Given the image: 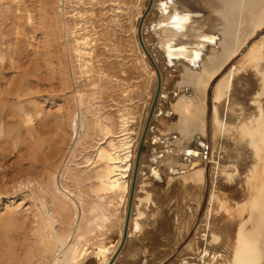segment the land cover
Returning <instances> with one entry per match:
<instances>
[{
    "label": "bare ground",
    "instance_id": "obj_1",
    "mask_svg": "<svg viewBox=\"0 0 264 264\" xmlns=\"http://www.w3.org/2000/svg\"><path fill=\"white\" fill-rule=\"evenodd\" d=\"M13 1L16 12L21 9L28 10L25 7L28 1L25 4L24 0ZM53 1L58 3L61 0ZM199 2L203 6L197 5L196 0H152L150 13L154 17L148 19L147 24L143 23V28L150 29L149 35H152V41H157L155 46L147 45L150 55L159 68L166 64H173L181 73L177 86H183L185 90L183 91L184 95H180L174 103V109L178 113L177 129L169 135L162 133L158 141L160 146L154 149L153 146H150L146 155L144 153L141 155V150L139 152L138 164L135 169V177H137L132 191L125 235L128 240V237L140 233L145 224L150 203L153 202V200L151 201L153 196L147 189L142 192V196L136 198L139 175L145 170L144 167L150 173H158L160 169L164 172L174 169L186 181L183 191H186L188 207L186 211L177 216V219H174L172 231L169 230L172 233L171 236H174V243L169 241L171 250L180 240L186 238L191 228H193V232L187 242L183 244L184 247L180 248L184 253L182 251H179L177 255L175 253L176 256L168 264H264V248L262 247V244L264 245V0H199ZM209 14L212 17L206 18L205 16ZM136 21L138 22V20ZM143 28L142 30H146ZM74 29L76 28L74 27ZM74 33H77L76 30ZM256 33L261 34L260 39L258 38L259 41L253 42L254 44L248 46L247 49L245 47L246 52L244 51L242 57L240 54L241 58L239 57L240 60L237 63L239 66L230 72L228 70L226 75L218 78L219 81L216 79L218 83L215 85L217 88H214L216 90L214 100L212 101L211 96V108L207 107L205 101L207 96L205 97V95L208 85L216 76L224 74V71L220 72L224 69L225 63L236 56V53L243 52L245 43L249 44ZM145 35L144 39L146 40L142 41L144 44H148L151 37L148 38L146 33ZM71 40H73V44L69 48L77 60L76 63L83 73L88 74L92 67L90 57L92 50L89 47L91 44L87 37L80 36V34ZM206 42L208 48L205 45ZM141 58L147 65L144 53H141ZM147 67L149 68L150 65ZM193 89L201 94L200 99L204 101L202 106H196L197 112H192L195 105H193L195 93L191 92ZM78 93L76 94L77 105L82 106L84 103L82 95ZM186 93L188 94L186 95ZM0 95L2 94L0 93ZM34 103L30 100L32 106ZM82 109L85 108L82 106ZM82 109L80 112L88 120L89 117H86L88 112ZM74 111L69 114V120L67 119L70 135L72 132L77 135L85 126L82 116L79 117L81 119L79 124L76 122ZM25 113L24 122L27 124L26 130L30 136L28 137L30 147L26 154L32 152L31 155H36L33 159L38 162V171L34 172V177L29 176L31 178L26 179L25 182L23 179L21 180L23 183L31 185L32 193H36L35 200L38 199L40 204L36 212L33 211L34 219L31 220L33 235H35L37 243V253L39 256L51 253L53 263L106 264L109 249L114 250L116 244L107 246L101 237L94 242L95 238H92L93 234L91 233L103 229L102 227H105L107 221H110V217L113 216L115 221L120 220L119 239L122 236L127 213L130 178L133 172V158L136 153L134 144L137 142L130 138L131 133L129 129H126L132 113L129 120L127 116L125 118L120 113L118 132L113 130L116 127L112 128V122H109L111 119L109 120L106 115L95 118L91 124L87 121V128L84 127L90 128L91 131L92 125L93 130L100 137L97 141L93 140L95 144L91 149L93 156L90 164L96 165L92 176L94 183L88 185L92 197H84L83 192L77 186L70 187L68 183L66 184L67 180L62 175L66 170L68 171L67 166L64 167L60 175L61 181L57 183L55 178L57 173L55 175L54 170L51 169L52 166L50 167L51 164L49 165L51 159L58 154L59 145L63 143L62 133L66 132L61 127L62 125L60 126V120L59 122H50L51 120L44 113L32 110V108ZM34 118L35 122H33ZM194 120H196L197 126L192 123ZM135 123L137 125L138 122L135 121ZM140 123L142 122H139V126ZM187 131L190 132L187 134ZM136 132L138 131L136 130ZM76 138L74 147L79 146L80 141L83 140L80 136ZM205 154H207L206 160L204 159ZM23 160L26 161L25 157ZM90 160L91 158L87 157L86 161ZM192 161L198 163L194 165L191 164ZM191 169L193 171L186 174V171ZM185 175L186 177H184ZM77 179L75 178L74 182H77ZM187 181L189 182L187 183ZM135 200L140 202V206L135 203ZM67 204L72 206L70 209L73 211L70 212V216L67 215L68 220L64 219L66 225L56 228L58 216ZM77 204H79V209ZM68 212L67 214H69ZM60 220L62 221V219ZM61 224L63 223L58 225ZM100 232L102 233V231ZM3 235L0 238L2 241L13 244L10 237L8 238L6 234ZM91 239H93L91 242L93 249L88 250L90 249L88 242ZM17 243L21 244V240L20 243ZM3 244L0 245L1 248L3 246L6 248L5 243ZM11 244H7V246ZM165 244L164 242V246ZM11 246L14 248V244ZM153 248L155 247L153 246ZM169 248L159 252L153 250L154 252L151 251V253L154 254L156 251L160 256L159 259H162L175 250L174 248L170 251ZM26 252L28 254V251ZM12 253L14 252H11L10 257H15V253ZM30 253L32 254L33 251L31 250ZM8 254L6 255L8 256ZM25 257L26 262L29 256L25 255ZM48 257L50 256L48 255ZM93 258L96 259L95 263H92ZM13 260L15 262V258ZM168 260L169 258L166 259V262ZM10 263L12 264V262Z\"/></svg>",
    "mask_w": 264,
    "mask_h": 264
},
{
    "label": "rangeland",
    "instance_id": "obj_2",
    "mask_svg": "<svg viewBox=\"0 0 264 264\" xmlns=\"http://www.w3.org/2000/svg\"><path fill=\"white\" fill-rule=\"evenodd\" d=\"M52 1L53 0H24V4L27 2L25 7H27L26 9L28 10L25 11L21 9V11L16 12L14 10L15 2L13 0H0V93L2 94L0 95V238L3 234H6L8 238L10 237V240L12 239L11 242L14 244L13 248V246H11L13 244L6 243L7 241L5 242L4 240L3 242L0 239L2 245L5 243L6 248H10V252H7L4 246L2 248L5 250L0 246V264H2V261H4L3 264H5V262L6 264L10 262H12V264H63L61 262L53 263V261H51L53 256L51 253H46L43 255L44 257L39 256V253H37L36 238L32 230V221L34 219L32 213L33 211L36 212L40 204L38 199L35 200L36 193H32L31 185H27L21 180L23 179L25 182L26 179L34 177V172L38 171V162L33 159L36 155H31L32 152L26 154L30 147L28 138L30 136L26 130L27 124L24 122L26 118V116H24L25 112H28L32 108V110H39L44 113L46 117L51 120L50 122H59L60 120V126L62 125L61 127L66 131V134L64 132L62 133L64 136L63 143L59 145L60 149L58 154L52 158L53 160L51 159L49 165L51 164L50 167L52 166L51 169L54 170L55 175L57 173L55 176L57 183L61 181L60 175L64 167L67 166L68 171L66 170L62 177L67 180H65L66 184L68 183L70 187L77 186V188L83 192L84 197H92L88 185L90 186V184L92 185L94 183L92 176L96 165L90 164L93 156V150L91 149H93L92 146L95 144L93 140L97 141L98 138H100L93 130L94 127L92 125L91 127L93 129H91V131L93 130L94 133L92 132L91 135L90 128L86 129V124L88 122L91 124L93 123L92 120L95 118L104 117L106 115L109 120L111 119L109 122H112V128L116 127L113 130L118 132V124H120L118 121L121 119L119 117L123 115L126 118L127 116L129 120V116L132 113L130 116L131 119L129 121L127 120L128 122L126 125V129H129L131 133L130 138L135 142L137 141L135 143L131 140V142H134V145H136V153L134 155L135 158H133V172L130 178V195L133 182L135 186V179L137 177H135V169L138 164L137 158L140 150L141 155L143 153L146 155L149 152L150 146H153V149L160 146L158 141L162 133L169 135L177 129L178 113L174 109V103L178 100L180 95H184L183 91L185 90L183 86H177V83L180 82V71H178L173 64H166L167 66L164 65L159 68L147 49V45L155 46L157 43V41H152V35H149L150 29L147 27L143 28V23L144 25L147 24L150 18L152 16L154 17V15L150 13V4L152 0H61V3ZM196 1L198 2L197 5L203 6L200 4L199 0ZM205 17L210 18L212 15L209 14ZM136 20H138V22ZM74 27L76 29H74ZM141 27L143 29L146 28V30H142ZM71 30L74 31L72 32ZM75 30L78 34L74 33ZM144 32L147 34L148 38L149 36L151 37V40L149 39L147 42L148 44H144L146 40L144 39L146 38ZM82 33L86 34L83 35ZM79 34L80 36L87 37L90 42L89 44H91L89 47H91L92 50L90 54L92 67H90V72H88V74L83 73L79 69L76 63L77 60L73 56L70 50L71 48H69L71 44H73V40L71 39ZM260 37L261 34L259 35L256 33L252 37V43H245L244 50H242L243 52L236 53V56H234L235 58L233 57L229 60L230 62L227 61L225 63L224 69L220 72L222 73L224 71V74L216 76L215 79L210 82L205 95V97L207 96L205 98L207 107L211 108L212 102L210 98L212 96V101L214 100L216 91L214 88H217L215 85L218 83L219 79L226 75L228 70L230 72L235 67L239 66L237 63L238 60H240V54L242 57L244 51L246 52L245 47L247 49L251 44L257 43ZM205 45L208 48V43ZM141 53H144L147 65L142 61ZM149 65L150 70L147 67ZM153 71L155 72L152 73ZM216 79H218V81ZM214 80L216 81L213 83ZM191 92L195 93V98L193 100V105L195 104L193 109L195 111L192 109V112H197L196 106H202L204 101L200 99L201 94L198 91L193 89ZM77 93L82 95V101L85 103H83L82 106L85 109L77 105ZM187 94L188 93H186V95ZM196 95H198V99ZM158 99L159 101H156ZM30 100L33 103L37 102L32 106ZM89 108L91 112H89ZM80 109L88 112V114H86V117H89L87 118L88 120L83 117ZM72 111L75 112V119L78 124L81 120V116L83 118V124L85 122V126L81 128V131H79L80 134L78 132L77 135H75L74 132L70 135V130L67 127L68 117ZM35 121L36 119L34 118L33 122ZM135 121L138 122L137 125ZM195 121L196 120L192 123L194 126H197ZM139 122H142L140 123L142 127L141 125L139 126ZM147 125L148 127L150 126V130ZM136 130L138 132L140 131L139 134ZM146 130H149V132L147 131V137ZM189 132L190 131H187L186 133L188 134ZM84 134H86V136H84ZM70 136L72 137L70 138ZM78 136L83 140L80 141L81 144L79 146L74 147V143L77 139L76 137ZM89 137L93 139L91 140ZM24 157L26 161L23 160ZM87 157L91 158L88 162L86 161ZM206 157L207 154H205V160ZM197 163L198 162L194 163V161L191 162V164L194 165ZM144 169L145 170L139 175L136 198L138 199L142 196V192L147 189V191L151 193L150 195L153 196L151 197V201L153 200V202L150 203L148 215L140 233L130 236L131 238L128 237L127 240L126 235L123 236L122 232V236L119 239L118 234L121 228L119 223L120 220L115 221V217L113 216L110 217V221H107L106 226L102 227L105 231L100 229L102 233L99 230H97V232H95V230L91 233L93 234L92 238L95 239L89 240L88 243H90V245H88V247L90 249L88 250L93 249L91 242H95L99 237L104 240L107 246L116 244L114 250L109 249L106 264H158L169 258L168 262H166V264H168L179 251H182V246L184 247L183 244L187 242L189 239L188 237H190L193 232V228H191L186 238L180 240L178 244L176 243L177 245L174 244L176 247L173 246L172 250L175 248V252L171 250V242L169 243V241L171 240L172 243H174V236L172 237V233L170 232L172 231L173 221L177 219L180 213L186 211L188 207L186 205V191H183L186 181L183 180L184 178L174 169L165 170V172L160 169L158 173H150L146 167H144ZM192 171L193 169L190 171L187 170L186 174ZM184 177H186V175ZM75 178H78L77 182H74ZM20 182L22 183L21 185ZM188 182L189 181H187V183ZM135 201V203L140 206V202H137V200ZM78 205L79 204H77V206ZM66 207L58 216V222L55 224V227L57 226L56 228L66 225L64 219L68 220L67 215L70 216V212L73 211L70 209L72 208L70 204H67ZM56 211L59 212L58 209H56ZM67 212L69 214H67ZM65 216L66 218H64ZM60 219H62V221ZM59 222L63 224L58 225L60 224ZM122 231H124V228ZM99 232L103 235L98 234ZM94 233L98 234V237L95 236ZM20 240L21 244H18L17 242L20 243ZM164 242L166 243L165 246ZM7 244L11 245L7 246ZM29 245H31V248H29ZM167 245L170 246V248L169 246L168 248L172 253L169 251L170 254L168 253L165 257L159 259L160 256L157 252L160 250L163 251L165 248L167 250ZM153 246L155 248H153ZM262 247L264 248L263 244ZM23 250L24 252H22ZM25 250L28 251V254ZM31 250L34 255L30 253ZM153 250L157 252L155 251V253L152 254L154 252ZM12 251L15 253V257L11 256V258L10 255ZM151 251L153 252L151 253ZM182 252L184 253V251ZM175 253L176 255H174ZM6 254H8L11 260ZM25 255L29 256L26 262ZM48 255L50 257H48ZM8 258L9 262L7 263ZM14 258L15 262L13 260ZM95 262L96 259L93 258L92 263Z\"/></svg>",
    "mask_w": 264,
    "mask_h": 264
},
{
    "label": "water",
    "instance_id": "obj_3",
    "mask_svg": "<svg viewBox=\"0 0 264 264\" xmlns=\"http://www.w3.org/2000/svg\"><path fill=\"white\" fill-rule=\"evenodd\" d=\"M133 187H134V182H133V184H132L131 192H130V195H129L128 206H127V213H126V218H125V222H124L123 236H125L126 229H127V223H128L129 209H130L131 200H132V191H133ZM167 259H168V258H167ZM167 262H168V261H167ZM165 263H166V259L163 260V261H161V262L158 263V264H165Z\"/></svg>",
    "mask_w": 264,
    "mask_h": 264
}]
</instances>
